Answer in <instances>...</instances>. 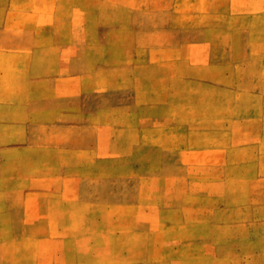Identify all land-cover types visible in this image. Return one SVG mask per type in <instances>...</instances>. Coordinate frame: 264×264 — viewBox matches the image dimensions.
<instances>
[{
    "label": "rangeland",
    "instance_id": "obj_1",
    "mask_svg": "<svg viewBox=\"0 0 264 264\" xmlns=\"http://www.w3.org/2000/svg\"><path fill=\"white\" fill-rule=\"evenodd\" d=\"M74 1L95 59L65 123L0 132V264H264V0Z\"/></svg>",
    "mask_w": 264,
    "mask_h": 264
},
{
    "label": "crops",
    "instance_id": "obj_2",
    "mask_svg": "<svg viewBox=\"0 0 264 264\" xmlns=\"http://www.w3.org/2000/svg\"><path fill=\"white\" fill-rule=\"evenodd\" d=\"M82 4V0L74 1V18L69 28H96L92 8L87 6L84 10ZM40 7V12H36V7L24 0H0V132H18L16 126L20 125L65 123L63 119L70 107L67 61L95 59L84 58L81 53L68 55L62 50L67 42L59 30L67 27V21L62 20L67 10L61 0H43ZM41 30L54 31L41 36ZM79 44L83 45L82 40L75 41V45ZM45 45L54 47L47 51L42 49ZM21 110H26V119L20 117ZM54 117L56 120L52 121Z\"/></svg>",
    "mask_w": 264,
    "mask_h": 264
}]
</instances>
